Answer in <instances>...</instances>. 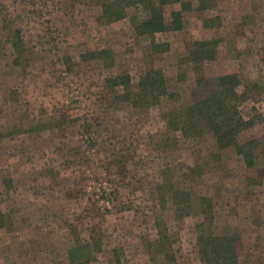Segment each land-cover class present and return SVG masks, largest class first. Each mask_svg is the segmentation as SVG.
I'll list each match as a JSON object with an SVG mask.
<instances>
[{
	"label": "rangeland",
	"instance_id": "374dc122",
	"mask_svg": "<svg viewBox=\"0 0 264 264\" xmlns=\"http://www.w3.org/2000/svg\"><path fill=\"white\" fill-rule=\"evenodd\" d=\"M185 1L182 28L150 36L134 29L140 7L107 22L100 0H0V264H205V234L264 264V0ZM196 42L214 58L189 61ZM151 69L168 93L134 106ZM224 75L245 93L253 125L238 140L257 141L253 169L181 114Z\"/></svg>",
	"mask_w": 264,
	"mask_h": 264
},
{
	"label": "trees",
	"instance_id": "16d2710c",
	"mask_svg": "<svg viewBox=\"0 0 264 264\" xmlns=\"http://www.w3.org/2000/svg\"><path fill=\"white\" fill-rule=\"evenodd\" d=\"M101 12L107 22L118 21L126 15V9L140 7L146 13L143 20L134 19L133 26L137 34L153 36L167 30L178 31L182 28V14L191 9V4L185 0H100ZM178 7L170 13L169 22L165 19V8ZM210 42H196L195 49L188 55V60L197 64L214 58L215 52ZM155 53L168 50V44H152ZM98 55L108 58L106 50L97 52ZM112 86L122 87V98L129 99L132 95L128 90V76H117L111 80ZM203 79H198L197 84L202 85ZM239 79L236 75H224L215 78L214 90L199 100L194 101L181 111L184 122L194 127L205 129L215 139L218 149H233L240 156L249 169L255 166V150L257 141L250 140L239 142L242 132L252 127V120H245L238 110V100L245 99V93L239 95L237 88ZM138 94L134 95L132 104L142 106L149 101L156 102L160 97L167 95L165 77L160 69L146 71L140 77ZM264 176V171L262 172ZM172 200L180 205H192V196L188 192L173 190ZM197 202L203 213L211 209V199L198 196ZM190 207V206H187ZM200 257L205 264H239L236 254L235 241L229 236H214L213 234L200 235ZM113 264H123L115 255Z\"/></svg>",
	"mask_w": 264,
	"mask_h": 264
}]
</instances>
